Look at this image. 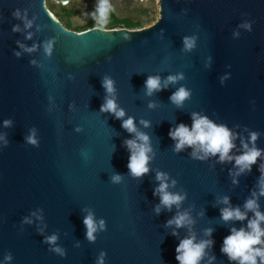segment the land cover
Listing matches in <instances>:
<instances>
[{"label": "water", "instance_id": "95a60500", "mask_svg": "<svg viewBox=\"0 0 264 264\" xmlns=\"http://www.w3.org/2000/svg\"><path fill=\"white\" fill-rule=\"evenodd\" d=\"M158 4L148 27L75 31L45 0H0V264H180L185 239L204 244L196 264H240L221 249L264 214V0ZM149 76L161 82L151 95ZM181 87L188 96L177 105L170 97ZM106 95L122 118L100 111ZM193 113L228 129L232 159L205 156L199 145L176 150L169 131L191 129ZM129 117L149 137L142 177L127 167L125 141L136 137L121 126ZM252 149L260 155L241 171L235 158ZM157 173L182 197L171 208L160 202ZM237 208L243 219L222 218V209ZM89 213L97 224L91 241ZM256 249L264 251V235L249 254Z\"/></svg>", "mask_w": 264, "mask_h": 264}, {"label": "clouds", "instance_id": "9594fccd", "mask_svg": "<svg viewBox=\"0 0 264 264\" xmlns=\"http://www.w3.org/2000/svg\"><path fill=\"white\" fill-rule=\"evenodd\" d=\"M97 11L101 20H103L108 12L107 0H100ZM184 44L187 48L192 47V42L187 38L184 40ZM50 50L51 44L49 43L46 51L50 52ZM176 79L177 77L175 76L168 77L169 81H175ZM113 84L114 82L108 77H105L102 80V86L104 87L106 93H114L115 89ZM144 86L147 90V94L151 95L154 91L161 90L160 78L158 76H149L144 81ZM187 96L188 92L183 87H181L171 95L170 99L175 104L181 105ZM151 106L152 105H150V107ZM100 111L113 113L117 119H120L125 115L124 110L118 108L115 99L109 98L107 95L105 97L104 103H102L100 106ZM121 126L129 133H136V137L134 139L125 141V144L130 152L127 167L133 176L142 177L149 171V156L147 155V153L151 151V148L148 144L149 137L144 133L137 132L134 119L132 117L122 120ZM169 136L176 141V150L184 148L185 145H199L205 156L208 154L215 155L219 153L221 161H224L225 159H232V157L229 156V152L233 147V144L228 129L224 126H217L213 124L207 118H197L195 113H193V124L191 129H189L187 125L180 123L176 126L174 131H169ZM252 139H255V135H253ZM29 141L33 144L36 143L32 137H29ZM193 155H196L195 151L193 152ZM259 155V150L252 149L236 157V164L240 166V170L243 171L245 168H250V166L256 162V159ZM201 159H203V157H201ZM156 179L161 181L157 189L158 193L160 194L161 204L169 208H171L173 204H178L182 197L178 194L169 193L166 190L168 185L164 181V174L157 173ZM112 180L113 182H119L121 180V176L116 174L112 177ZM262 193H264V188H262ZM246 207L253 209L255 207V201L249 200L246 203ZM157 212H159V207H157ZM221 215L224 220H229L231 218H244V214H242L238 208L222 209ZM256 217V220L249 222V227L252 229V232L246 233L243 229L239 231L234 230L231 235L224 238L223 247L221 250L227 253L230 259L239 258L240 264H256V256H261L262 261H264V251H261L260 249L255 250V255L249 254V252L252 251V245L260 243V236L264 235V230H261L259 227V221L264 220V214L256 212ZM185 219L186 215L177 216L175 223L177 226H181ZM168 223H172V221H169ZM83 224L87 229V238L90 241L94 240L95 237L93 233L97 230V224L91 213L83 218ZM99 226L103 228V220L100 221ZM47 239L50 242H55L56 236L53 235ZM203 247L204 244L193 246L191 239H185L177 246L176 251L178 255L176 259L180 261V264H196V261L199 259V256L203 251ZM181 250H183L182 254H180ZM55 251L61 252V254H63L59 248H56ZM100 264H103L102 260Z\"/></svg>", "mask_w": 264, "mask_h": 264}, {"label": "rangeland", "instance_id": "374dc122", "mask_svg": "<svg viewBox=\"0 0 264 264\" xmlns=\"http://www.w3.org/2000/svg\"><path fill=\"white\" fill-rule=\"evenodd\" d=\"M73 2L77 8L81 10L80 13L74 14L71 16L70 20L73 25H82L84 26L83 28L88 29L91 27H101L104 28L108 31L116 30H124L125 28L122 26H118L115 28H108L107 23L109 21V12H107L106 17L101 20L99 13L97 11L98 5L100 1H95V0H70ZM108 2V11L111 8L119 6V4L122 2V0H107ZM134 4L136 6H139L141 8H146L151 11L150 17L145 18L143 17V23L140 28H135V29H141L144 27H148L151 25L159 16V4L158 0H134ZM49 3H54L56 6L60 5H65L68 6L69 4L65 2H58L56 0H45V4L47 7H49ZM48 10L53 14V17L61 23V21L55 16L54 12L51 11L49 8ZM118 16H122L123 14L119 11H116ZM61 25H63L61 23ZM64 26V25H63ZM126 30V29H125Z\"/></svg>", "mask_w": 264, "mask_h": 264}, {"label": "trees", "instance_id": "16d2710c", "mask_svg": "<svg viewBox=\"0 0 264 264\" xmlns=\"http://www.w3.org/2000/svg\"><path fill=\"white\" fill-rule=\"evenodd\" d=\"M100 1V0H95ZM134 0H122L118 8L114 7L109 9V21L107 23L108 28H115L122 26L126 29L140 28L143 23V17L149 18L151 11L146 8H141L134 4ZM68 6L60 5L56 6L54 3H49V9L55 14V16L61 21V23L69 29L75 31L85 30L82 25H73L70 18L74 14L81 12L76 5L70 0L67 2ZM116 11L121 12L123 15L118 16Z\"/></svg>", "mask_w": 264, "mask_h": 264}, {"label": "built area", "instance_id": "2783aa9c", "mask_svg": "<svg viewBox=\"0 0 264 264\" xmlns=\"http://www.w3.org/2000/svg\"><path fill=\"white\" fill-rule=\"evenodd\" d=\"M52 14V13H51ZM53 15V14H52Z\"/></svg>", "mask_w": 264, "mask_h": 264}]
</instances>
